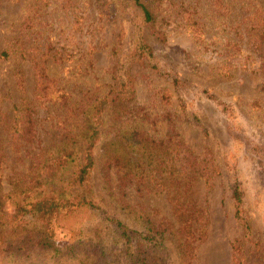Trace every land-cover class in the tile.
<instances>
[{
  "label": "rangeland",
  "instance_id": "obj_1",
  "mask_svg": "<svg viewBox=\"0 0 264 264\" xmlns=\"http://www.w3.org/2000/svg\"><path fill=\"white\" fill-rule=\"evenodd\" d=\"M156 2L154 25L141 26L140 33L161 73L145 62L124 67L133 88L127 121L136 124L143 117L147 130L162 137L171 130L170 118L175 121L173 134L179 133L194 153H205L216 165L209 185L197 175L178 181L189 180L179 194L191 200L201 226L192 264H230L232 243L240 245L244 260L262 264L264 0ZM132 32L130 12L117 0H0V113L11 117L19 101L32 98L35 66L55 82L49 100L36 107L37 140L16 151L5 137L1 139L0 211L11 210L2 195L12 188L15 177L26 174L32 155L55 140L64 103L113 83L112 71L130 48ZM16 70L22 73V87ZM164 74H173L186 86L171 85ZM4 129L0 123V134L8 135ZM103 171L97 159L92 172L94 198L131 224L127 208L114 202ZM108 180L112 186V170ZM233 182L242 192L247 230L233 214ZM168 188L167 182L157 190L126 186L122 198L134 209L141 207L151 221L167 225L163 245L175 263L178 220ZM86 224L89 229L80 240L93 245V223ZM71 237L73 231L54 232L60 246ZM105 243L104 250L118 264L120 247L108 238Z\"/></svg>",
  "mask_w": 264,
  "mask_h": 264
},
{
  "label": "trees",
  "instance_id": "obj_2",
  "mask_svg": "<svg viewBox=\"0 0 264 264\" xmlns=\"http://www.w3.org/2000/svg\"><path fill=\"white\" fill-rule=\"evenodd\" d=\"M117 2L130 12L131 46L120 66L113 69L112 84L104 83V88L85 92L70 104L64 103L55 140L32 155L26 174L15 177L12 188L2 195L11 210L0 211V264H115L104 250L107 238L120 247L118 264H192L194 248L201 240V226L191 200L181 199L179 194L178 189L185 191L189 180L178 181L182 176L197 175L209 185L216 165L205 153H194L179 133L173 134L175 121L170 118L167 125L171 130L162 137L147 130L143 117L136 124L127 121L133 88L132 76L124 67L132 62H145L161 73L140 33L141 26L154 25L158 3ZM2 54L7 55L6 51ZM15 74L22 87L21 71L16 70ZM164 75L171 85L186 86L173 74ZM33 79L32 98L19 101L11 117L0 113V123L8 133L0 134V144L5 137L16 151L37 140L36 107L49 100L55 84L42 67H34ZM97 159L114 202L121 209L127 208L131 224L94 198L92 172ZM108 170L114 174L112 186ZM166 182L178 220L175 263L163 245L167 225L151 221L141 207L134 209L122 198L126 186L157 190L166 186ZM231 196L234 217L247 230L248 220L241 209L242 192L236 182L231 184ZM86 222L93 223V242L97 248L92 249L94 243L84 244L80 240L89 229ZM56 229L73 231V238L58 245L54 238ZM230 247V264H253L244 260L240 245L232 243Z\"/></svg>",
  "mask_w": 264,
  "mask_h": 264
}]
</instances>
